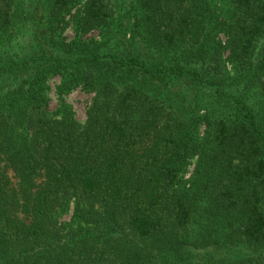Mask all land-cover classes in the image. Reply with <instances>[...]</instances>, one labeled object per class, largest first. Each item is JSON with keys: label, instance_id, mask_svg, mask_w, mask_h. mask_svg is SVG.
<instances>
[{"label": "trees", "instance_id": "16d2710c", "mask_svg": "<svg viewBox=\"0 0 264 264\" xmlns=\"http://www.w3.org/2000/svg\"><path fill=\"white\" fill-rule=\"evenodd\" d=\"M22 28L28 51L0 53V264H264V0H0V45Z\"/></svg>", "mask_w": 264, "mask_h": 264}, {"label": "rangeland", "instance_id": "374dc122", "mask_svg": "<svg viewBox=\"0 0 264 264\" xmlns=\"http://www.w3.org/2000/svg\"><path fill=\"white\" fill-rule=\"evenodd\" d=\"M213 6L220 8V6L226 7L229 4V0H211ZM73 26H68L63 35L66 38L73 37ZM97 31H91L87 36L97 35ZM97 37V36H96ZM219 38H225L224 35H219ZM98 39V38H97ZM32 34L29 30L22 28L15 36H13L9 41L4 42L0 45V53L8 52L9 54L13 51L24 53L28 51V48L32 43H34ZM32 49V48H31ZM226 55V54H225ZM230 67V65L228 66ZM60 80L57 76H50L47 77L46 80V89H47V96H48V104L51 110H55L58 107L60 102V97L57 94V86ZM0 88L4 85V80L0 78ZM93 92L87 91L86 89L82 88L81 86H77L72 88L66 95L61 96L62 99L70 106L75 118L81 122L86 119V110L88 105L90 104ZM203 127L201 128V130ZM195 160V159H194ZM191 161L189 164L187 171L185 173V178H188L190 173L193 169V162ZM70 217V213L65 214L62 216V220H68Z\"/></svg>", "mask_w": 264, "mask_h": 264}]
</instances>
